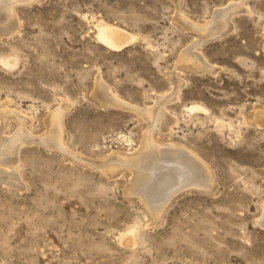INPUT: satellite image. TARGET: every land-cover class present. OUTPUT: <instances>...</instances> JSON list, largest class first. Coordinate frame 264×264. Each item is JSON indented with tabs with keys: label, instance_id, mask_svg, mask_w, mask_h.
<instances>
[{
	"label": "rangeland",
	"instance_id": "obj_1",
	"mask_svg": "<svg viewBox=\"0 0 264 264\" xmlns=\"http://www.w3.org/2000/svg\"><path fill=\"white\" fill-rule=\"evenodd\" d=\"M18 1L0 0L19 24L0 34V264H264V0ZM148 132L209 178L156 213L133 167L103 164Z\"/></svg>",
	"mask_w": 264,
	"mask_h": 264
},
{
	"label": "bare ground",
	"instance_id": "obj_2",
	"mask_svg": "<svg viewBox=\"0 0 264 264\" xmlns=\"http://www.w3.org/2000/svg\"><path fill=\"white\" fill-rule=\"evenodd\" d=\"M6 1V0H5ZM13 1V0H12ZM20 1V0H19ZM18 1V2H19ZM8 2V1H7ZM11 2V1H10ZM25 2V1H24ZM242 2V1H241ZM1 3V2H0ZM4 3V0H3ZM9 3V2H8ZM7 3V4H8ZM17 3V2H16ZM230 3V2H229ZM2 4V3H1ZM5 4V3H4ZM13 4V3H12ZM237 4V3H236ZM243 4V3H242ZM230 5V4H229ZM234 5V4H233ZM245 6V5H244ZM1 7V6H0ZM224 7V6H223ZM232 7V6H231ZM237 7V6H234ZM239 7V6H238ZM226 8V7H225ZM228 8V7H227ZM217 9V8H216ZM244 9V8H243ZM219 10V9H218ZM222 10V9H221ZM224 10V9H223ZM236 11V10H235ZM234 11V12H235ZM8 12V11H7ZM218 12V11H216ZM226 12V11H225ZM224 12V13H225ZM232 12V13H234ZM10 13V12H9ZM13 13V12H12ZM227 13V12H226ZM14 14V13H13ZM215 15V14H214ZM225 15V14H224ZM227 15V14H226ZM9 16V15H8ZM11 16V15H10ZM15 16V15H14ZM222 16V15H220ZM9 18V17H8ZM213 18V17H212ZM218 18V17H217ZM14 19V18H13ZM212 20V19H211ZM230 20V19H229ZM214 21V20H213ZM220 21V20H219ZM222 21V20H221ZM220 21V22H221ZM186 22V21H184ZM210 22V21H209ZM216 23V22H215ZM221 24V23H220ZM228 24V22H227ZM19 24L15 20L11 18L5 19V21L0 22V34L11 35L15 32ZM199 25V24H198ZM213 25V24H212ZM211 25V26H212ZM225 25V24H224ZM193 26V24H192ZM196 26V25H195ZM234 26V25H233ZM203 27V26H202ZM221 27V26H220ZM232 27V26H231ZM120 28V27H119ZM118 27L112 24H102L99 26L98 35L99 38L108 46L112 48H120L125 45L130 40V35L123 32ZM226 28V27H225ZM197 29V28H196ZM199 31V29H197ZM223 31V29H222ZM201 32V31H199ZM213 33V32H212ZM211 33V34H212ZM220 33V32H219ZM201 34V33H200ZM206 34V33H205ZM218 34V33H217ZM134 35V34H133ZM132 35V38H133ZM209 35V34H208ZM206 36V35H205ZM218 36V35H217ZM201 37V36H200ZM220 37V35H219ZM131 38V39H132ZM135 38V37H134ZM212 38V37H211ZM133 40V39H132ZM199 40V39H198ZM204 41V40H203ZM130 42V41H129ZM197 42V41H196ZM187 53V52H186ZM189 53V52H188ZM184 55V53L182 54ZM193 57V56H192ZM191 60V59H190ZM205 60V59H204ZM206 61V60H205ZM185 63V62H184ZM192 65H196L195 61L188 62ZM196 63V64H195ZM205 63V62H204ZM208 63V62H207ZM186 64V63H185ZM206 64V63H205ZM209 64V63H208ZM193 67V66H192ZM205 67H208L205 66ZM211 67V66H210ZM199 68V67H198ZM211 70V68H210ZM179 82V81H178ZM179 89V88H178ZM176 89V90H178ZM166 94V93H165ZM164 95V94H163ZM172 94H168V96ZM177 95V94H176ZM162 96V95H161ZM165 96V97H168ZM98 97V96H97ZM106 98V97H105ZM173 98V97H171ZM164 100V99H163ZM167 101V100H166ZM157 103V102H156ZM127 104V103H126ZM154 105V104H153ZM156 105V104H155ZM161 105V104H160ZM165 105V104H164ZM152 107V105H150ZM157 106V105H156ZM199 106V105H198ZM1 107V106H0ZM5 107V106H4ZM149 107V106H148ZM154 107V106H153ZM158 107V106H157ZM152 108L147 112L146 118L151 124L155 125V122L163 121V128H167L171 123V120L166 117L165 114L159 108ZM162 107V105H161ZM194 107V106H193ZM142 108V107H141ZM145 108V107H144ZM142 108V109H144ZM140 109V108H137ZM195 109V108H194ZM144 111V110H143ZM4 112V111H3ZM145 112V113H146ZM7 113V112H6ZM16 113V112H15ZM18 113V112H17ZM10 114V113H9ZM20 114V113H19ZM18 114V115H19ZM53 115V114H52ZM21 116H23L21 114ZM264 114L262 112L257 113L258 119H263ZM58 117V116H57ZM18 118V117H17ZM21 118V117H20ZM23 118V117H22ZM54 118V117H53ZM20 120V119H19ZM174 121H172L173 123ZM259 122V121H258ZM60 123V122H59ZM59 128L55 131L52 130L49 133V139L51 140V145L61 146V129L60 124H58ZM57 126V127H58ZM171 126V125H170ZM152 128V126H150ZM154 127V126H153ZM150 128V130H151ZM158 128V127H157ZM169 130V128H168ZM23 132V131H22ZM151 133V131H149ZM144 137L142 142L141 149L139 148V152L137 155L132 156L131 158H125L122 154H117L116 157H112L107 159L103 164L106 167H112V165H119L123 163L129 164L131 167L135 169V175L133 181H131V185L128 188V192L137 193V195L144 200L145 204L148 208L154 213L161 211L162 206L169 201V199L174 195L175 192L180 190L184 186H199L200 184H208L209 178L205 173L207 171L205 167L198 163V161L186 150L179 149L180 145L176 148H168V149H159L156 147V144H153L152 135L149 134ZM164 132V131H163ZM18 133V132H17ZM22 134V133H21ZM20 134V135H21ZM18 135V134H17ZM19 135V136H20ZM48 135V134H47ZM46 136V135H45ZM42 137V136H41ZM10 138V137H9ZM22 138V137H21ZM45 138H43L44 141ZM47 139V138H46ZM8 140V139H7ZM14 140V138H13ZM18 140V139H17ZM6 141V140H5ZM20 141V140H19ZM18 141V143H19ZM7 142V141H6ZM13 142V141H12ZM17 143V145H18ZM64 144V143H63ZM160 144V142H159ZM162 144V143H161ZM160 144V145H161ZM173 144V143H171ZM12 145V144H11ZM159 145V146H160ZM170 145V144H169ZM1 146V145H0ZM7 146V145H6ZM158 146V145H157ZM165 147V145H163ZM171 146V145H170ZM169 146V147H170ZM174 146V144H173ZM12 147V146H11ZM162 147V146H161ZM163 147V148H164ZM167 147V145H166ZM2 147V153L6 150ZM7 148V147H6ZM20 148V147H18ZM14 149V148H13ZM12 149H10L11 151ZM9 151V150H7ZM6 151V152H7ZM10 153V152H9ZM16 154V153H15ZM136 154V153H135ZM5 155V153H4ZM7 157V156H6ZM130 157V156H128ZM8 158V157H7ZM1 161V159H0ZM2 165V164H1ZM103 165V166H104ZM104 166V167H105ZM122 166V165H121ZM3 167V165H2ZM103 167V168H104ZM110 167V168H111ZM5 169V168H4ZM102 169V168H101ZM108 169V168H107ZM7 171V169H5ZM4 170V171H5ZM106 170V169H105ZM104 170V171H105ZM3 171V172H4ZM9 171V170H8ZM7 173V172H6ZM9 173V172H8ZM3 174V173H2ZM107 174V173H106ZM7 175V174H6ZM9 175V174H8ZM18 175V174H17ZM14 176V175H13ZM1 169H0V178L2 179ZM12 178V177H11ZM15 178V177H14ZM3 180V179H2ZM8 180H10L8 178ZM14 180V179H13ZM11 180V181H13ZM18 180V179H17ZM16 180V181H17ZM1 181V180H0ZM5 181V180H4ZM14 181V182H16ZM12 182V183H14ZM211 183V182H210ZM205 187V185H204ZM204 187H200V189H204ZM209 187V186H208ZM208 187L207 190H208ZM199 188V187H198ZM211 188V187H210ZM163 212V211H162ZM159 215H161V213ZM156 215V214H155ZM154 215V216H155ZM158 215V217H159ZM157 217V216H156ZM261 218L262 224H264V208L263 215ZM260 224V223H259ZM133 232V231H132ZM134 233V232H133ZM125 234V233H123ZM126 234H128L126 232Z\"/></svg>",
	"mask_w": 264,
	"mask_h": 264
}]
</instances>
